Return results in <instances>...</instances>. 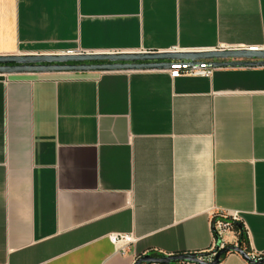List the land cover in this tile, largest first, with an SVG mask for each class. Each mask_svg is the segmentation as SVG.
<instances>
[{
  "label": "crops",
  "instance_id": "crops-1",
  "mask_svg": "<svg viewBox=\"0 0 264 264\" xmlns=\"http://www.w3.org/2000/svg\"><path fill=\"white\" fill-rule=\"evenodd\" d=\"M250 47L264 0H0V55ZM216 210L264 252V66L0 75V264L209 260Z\"/></svg>",
  "mask_w": 264,
  "mask_h": 264
},
{
  "label": "water",
  "instance_id": "water-1",
  "mask_svg": "<svg viewBox=\"0 0 264 264\" xmlns=\"http://www.w3.org/2000/svg\"><path fill=\"white\" fill-rule=\"evenodd\" d=\"M207 60L212 66H264V49L249 50L247 48L187 51H135V52H90L77 54H10L0 55V75L18 73H61L90 72L137 69H169L174 61L194 63ZM240 252L248 261L251 260L240 244L226 246L216 252L212 260L204 259L197 253H182L162 256L145 254L134 264H168L176 261L199 264H217L222 255L228 251Z\"/></svg>",
  "mask_w": 264,
  "mask_h": 264
},
{
  "label": "built area",
  "instance_id": "built-area-1",
  "mask_svg": "<svg viewBox=\"0 0 264 264\" xmlns=\"http://www.w3.org/2000/svg\"><path fill=\"white\" fill-rule=\"evenodd\" d=\"M249 50H259L258 47H250ZM177 51L178 49H172ZM65 54L85 53L80 50H69ZM215 67L207 60H200L194 63L189 61H174L168 69L170 75L175 78L182 75H201L211 76ZM241 221L240 215L236 211L216 210L212 213L213 224V244L211 246L212 258L216 252L228 244L225 242L224 235L232 230L234 223ZM110 240L120 249L125 252L130 244L135 241L132 234L117 233L109 236ZM237 245V244H236ZM247 256L253 261H260L264 258V252H254L250 249L245 250ZM212 260V259H209Z\"/></svg>",
  "mask_w": 264,
  "mask_h": 264
},
{
  "label": "trees",
  "instance_id": "trees-1",
  "mask_svg": "<svg viewBox=\"0 0 264 264\" xmlns=\"http://www.w3.org/2000/svg\"><path fill=\"white\" fill-rule=\"evenodd\" d=\"M236 223H234V226L236 227ZM237 227H238V225H237ZM239 244L244 248V249H246V250H248L249 248H248V240H247V238H246V235L244 234V233H242V232H239ZM148 254H150V255H152V256H162L163 254L162 253H160V252H157V251H150V252H148ZM200 255H204V254H200ZM143 256V255H142ZM141 257V256H140ZM139 257V258H140ZM174 263H183L182 261H176V262H174ZM142 264H147V263H142Z\"/></svg>",
  "mask_w": 264,
  "mask_h": 264
},
{
  "label": "rangeland",
  "instance_id": "rangeland-1",
  "mask_svg": "<svg viewBox=\"0 0 264 264\" xmlns=\"http://www.w3.org/2000/svg\"><path fill=\"white\" fill-rule=\"evenodd\" d=\"M62 73V72H61ZM65 73V72H64ZM39 74H42V73H39Z\"/></svg>",
  "mask_w": 264,
  "mask_h": 264
}]
</instances>
